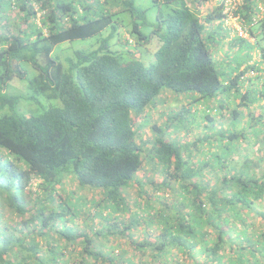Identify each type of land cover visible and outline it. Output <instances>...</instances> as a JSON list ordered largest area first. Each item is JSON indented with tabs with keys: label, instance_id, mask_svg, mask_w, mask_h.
<instances>
[{
	"label": "trees",
	"instance_id": "trees-1",
	"mask_svg": "<svg viewBox=\"0 0 264 264\" xmlns=\"http://www.w3.org/2000/svg\"><path fill=\"white\" fill-rule=\"evenodd\" d=\"M152 3L149 23L136 0H0V264H264V134L231 131L264 117V0ZM94 36L65 72L54 47ZM148 41L146 68L135 48ZM222 45L237 49L216 60ZM167 94L222 95L190 117L205 131L195 162L175 138L187 108L140 138ZM20 101L46 107L26 115Z\"/></svg>",
	"mask_w": 264,
	"mask_h": 264
},
{
	"label": "rangeland",
	"instance_id": "rangeland-1",
	"mask_svg": "<svg viewBox=\"0 0 264 264\" xmlns=\"http://www.w3.org/2000/svg\"><path fill=\"white\" fill-rule=\"evenodd\" d=\"M136 4L139 5L141 8L146 9V17H147V21L149 23H152L155 15H156V8L153 6L152 0H136ZM230 25L235 29H238L237 24L230 22ZM142 31L149 35V28H143ZM241 35L243 37H247L246 33L243 32L241 33ZM261 36V37H260ZM259 37L261 38L260 40V45L264 46V33L262 35H260ZM99 38V36H94L91 37L89 39H85V40H74L72 42H67V43H62L57 45L56 47H54V55L56 54V52H60V50L65 48L64 51V56L62 57V59L59 58V61L63 64L64 61L65 63L63 64L64 67V71L68 73L67 71V59L68 58H72L73 55V51L75 50H89L91 48V45L93 43L96 42V40ZM253 41V40H251ZM150 42V43H149ZM133 45V44H130ZM158 47V44L156 42L153 41H148V43H146L145 45H139L138 48H135V51H138L141 55L142 58L140 59V62L143 64L144 67L148 68L151 64H153V54L156 51ZM228 46L226 45H222L221 50L217 51L214 54V57L216 60H220L223 59L224 57V52L227 51ZM237 47L233 48V49H228V51L234 53L236 51ZM230 57H232V55H230ZM253 60H258V51H254L253 52ZM221 65L223 66H217L216 65V69L219 71L220 73V79L225 80L229 74V65H224L223 63H221ZM259 69V74H261V78H262V82L264 84V64H261ZM248 75H253L252 73H249ZM17 85H23V83H19L14 85L13 87V92H22L21 90H19L17 88ZM165 91V90H164ZM161 91L159 96L162 94ZM249 102H251L253 95L255 93V86L253 88H249ZM171 92V91H169ZM173 93V92H172ZM179 95V94H178ZM159 96L156 97V99L154 100V102L157 101V99L159 98ZM222 95H218L215 99L212 100H204V101H200V102H196V103H188L186 99H181L178 96H174V95H170L167 94L165 96V98L160 101L159 103H157V108H152L150 111H148V115L150 116H146V118H143L141 123L143 122L144 128L141 129L140 131V138L143 140H147L153 137V133L150 131V127L152 126V124H155L156 126L159 127H163V125L165 124V122L167 121V116L169 115H173L175 113H177L181 108H187L188 109V114H186L183 122H182V126L184 128H182L181 131H176L175 132V138H177L179 140V142L181 144H184L186 146H188L190 152H191V161L195 162L196 160L200 159L195 155V148L192 146V143L196 140V136L198 135L199 137H202V135L205 133V131L202 129L203 127H198L195 124H192V120L190 119V117H192L193 113H201L205 110V108L207 107V109L209 111H212L213 109H216L218 107V99L221 97ZM189 97V96H188ZM221 100L223 98H220ZM40 104L45 105L44 104V98H40ZM47 103V102H45ZM52 103V102H50ZM19 112L26 114V115H37L39 113H41L43 111V108H45L46 106H37L31 102H26V101H20L19 103ZM249 106V105H248ZM255 107V106H254ZM247 109V108H245ZM242 114V113H241ZM215 116V114H213ZM262 116H264V113L262 114ZM217 119L220 120V118L217 117ZM264 117L261 120H256V122L251 123V122H246L243 123L241 120L237 121L236 123H233L231 126V131L234 132H238L240 134H242L243 138H244V143L248 142L251 135H256L259 134L260 136L262 134H264ZM218 127L221 126V124L217 125ZM189 128V129H185V128ZM226 147L228 148V151L223 150V153L221 154L222 157H224L225 159H228L229 156V152H233V148L238 147L237 141H231L229 142ZM237 149V148H236ZM203 150H206L203 149ZM232 150V151H231ZM243 152L241 155L242 158L247 159V158H251V155L254 154V151H252L251 149H242ZM245 154V155H244ZM205 156H202L201 159H204ZM150 173H152V171L149 170V168H146V170L144 171V173L141 172V176L144 179V175H150ZM157 178H160L161 176L158 174H156ZM144 191L148 192L149 198L153 199L155 197V193L152 192L151 187H149V185H144L143 187ZM84 196L87 195V191L84 192L83 194ZM130 195L137 197L136 195V191L133 189V191L130 192ZM145 198V197H142ZM87 199V198H85ZM82 220L80 219V227H84L82 224ZM138 235H136L137 237ZM123 243L127 246V242L126 240L123 241ZM128 254V253H127ZM126 254V255H127ZM129 255V254H128Z\"/></svg>",
	"mask_w": 264,
	"mask_h": 264
},
{
	"label": "built area",
	"instance_id": "built-area-1",
	"mask_svg": "<svg viewBox=\"0 0 264 264\" xmlns=\"http://www.w3.org/2000/svg\"><path fill=\"white\" fill-rule=\"evenodd\" d=\"M233 1H234V0H227V2L230 3V5L233 4V3H232ZM230 22L237 24V23L235 22V19H233V18L230 19V20L228 21V24H229V25H230ZM237 26H238V29L235 28V30H237L238 33L241 35V33H243V31L240 29V27H239L238 24H237Z\"/></svg>",
	"mask_w": 264,
	"mask_h": 264
}]
</instances>
